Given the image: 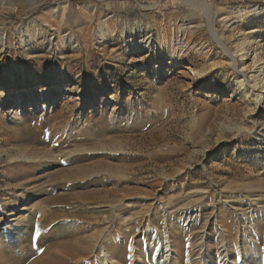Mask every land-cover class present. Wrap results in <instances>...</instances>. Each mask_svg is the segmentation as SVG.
I'll use <instances>...</instances> for the list:
<instances>
[{"label": "rangeland", "instance_id": "obj_1", "mask_svg": "<svg viewBox=\"0 0 264 264\" xmlns=\"http://www.w3.org/2000/svg\"><path fill=\"white\" fill-rule=\"evenodd\" d=\"M260 64L264 0H0V204L8 198L10 213L0 210V264L54 253L70 264L75 244L93 240L82 264H98L102 242L119 244L123 264L125 242L158 264L166 229L213 260L227 240L212 209L237 246L264 247L253 229L264 227V73L251 86ZM190 223L199 235L184 232Z\"/></svg>", "mask_w": 264, "mask_h": 264}, {"label": "bare ground", "instance_id": "obj_2", "mask_svg": "<svg viewBox=\"0 0 264 264\" xmlns=\"http://www.w3.org/2000/svg\"><path fill=\"white\" fill-rule=\"evenodd\" d=\"M246 8V7H245ZM253 9H248L246 12L248 11H252ZM222 21H223V25L225 27H227L228 25H226V22L229 20L227 19L226 16H223L220 18ZM235 22V20H232L231 23ZM189 23H192V22H189ZM188 23V24H189ZM230 23V24H231ZM196 26V25H195ZM193 23L192 24H189V25H186L185 27L179 29L181 30V35H177L175 36L174 40H173V46H175L176 48L178 49H181V50H184L186 48H188V43L187 41H185V32L187 30H190V32L192 31L193 32V29L196 28ZM198 28V27H197ZM224 28V27H223ZM225 29V28H224ZM228 29V28H227ZM41 31V30H40ZM40 31L38 32L40 34ZM196 31V30H194ZM223 32V31H222ZM53 34V32L51 33ZM189 34V33H188ZM220 36V35H219ZM57 37V36H56ZM70 37V36H69ZM22 38V37H21ZM220 38V37H219ZM73 39V38H72ZM24 40L25 42L28 41V35L22 39ZM70 38H68V42H70ZM220 45L222 48H224L225 51H227L229 53V55L232 57H234L236 54L235 52L236 51H230L229 48L221 41V39H218ZM99 42V41H98ZM152 39H145V40H142L140 41L139 45L138 46H134V50L136 51H141V48H145L146 46L150 45L152 43ZM164 44H166V40L163 41ZM50 43L51 40H49V45H51ZM218 43V44H219ZM165 46V45H163ZM50 48V47H49ZM237 50V49H236ZM243 51V50H242ZM241 52V50H240ZM238 54V53H237ZM240 54V57L243 58L245 53L242 52V53H239ZM244 54V55H243ZM176 56H177V53H176ZM261 65V64H260ZM256 66V65H255ZM255 66H254V69H255ZM259 66V65H258ZM261 67L260 69H255V71L253 72V74H251V77H252V89L253 90H258L260 89L258 85H260L262 81V78L264 77H261V74L264 73V65H261L259 66ZM241 70V69H239ZM249 80V79H248ZM237 83H239L240 85H243L245 82H244V78L243 79H238L237 80ZM264 87V85L261 86V88ZM264 90L261 89L260 91L262 92ZM96 98L95 94H92V95H88V98L86 99L87 101H92ZM46 107V104L44 103L43 104V108ZM95 148V147H94ZM103 149V148H102ZM106 157V156H105ZM108 163V162H107ZM106 163V164H107ZM111 163V162H110ZM109 163V164H110ZM100 164V163H99ZM104 165V164H103ZM102 165V166H103ZM99 166V165H98ZM116 167V166H114ZM114 167L112 168V165H108L106 167L103 168V170L105 171V173H108V174H112L115 172V169ZM97 169V168H96ZM119 172V171H118ZM77 174V173H76ZM76 176V175H75ZM83 176V175H82ZM86 177H89V176H86ZM254 185V184H253ZM248 188V187H247ZM252 188V187H251ZM250 189V188H248ZM240 195V194H239ZM234 199V198H233ZM253 199V198H252ZM8 198H5L1 201V204H0V210L3 211V213L5 214H10L8 210H6V204L8 202ZM190 200V199H189ZM256 200V199H255ZM192 201H194V199H191V203ZM231 201V200H230ZM234 201V200H233ZM258 201V200H257ZM172 202V201H171ZM190 202H186L182 205H179V206H174L175 209L174 211H178L181 210V211H185V210H189L191 207V203ZM218 203L220 204V202H224L221 200V196H217V199L216 201H214V203ZM235 202V201H234ZM254 201L251 200L250 202V205L254 204L252 206V208L250 209V205H249V209L252 211V213H255L258 214L259 211H260V206L258 205V203H253ZM215 203V204H216ZM187 207H186V206ZM239 205L240 203L238 204V206L234 207L235 208V211L238 212V208H239ZM217 206V205H216ZM214 207V205H213ZM225 209V208H224ZM248 209V211H249ZM239 212H242V218L243 219H246L245 215V211L244 209H241L239 208ZM229 211V210H228ZM189 212V211H188ZM2 213V214H3ZM12 213V212H11ZM166 213H171V212H166ZM212 217L214 218V222H216L217 220L220 222V225L221 227H223V232L225 235V239L227 240V243H223L224 246L221 250H219V248H215L216 250V258L213 259V260H210V259H200L199 257L200 256H197V251L199 250L196 249L195 250V245H191V241H188L187 243L185 241H182L180 240V233H177V234H174L175 236V239H172V233H167V229L163 231V234L162 235V242H165L164 245H165V255H168V257H166L164 260H159L158 261V264H217V261L220 262L219 264H264V247H260V245L258 244V242H255L253 241V243L249 244V246H245L242 248V247H239L237 246V242L236 241H233L234 239H232L234 236L232 234V229L233 227H230V222L227 220V218H220V215H216L214 214V209H212ZM211 213L207 216L206 218V222L208 221L209 217L211 216ZM235 213V212H234ZM251 213V214H252ZM214 214V215H213ZM238 214V213H237ZM184 215V214H183ZM190 216V215H189ZM219 216V218H218ZM250 216V215H249ZM260 216V215H259ZM2 218V217H1ZM0 218V219H1ZM119 218V217H118ZM251 217H248V219H250ZM258 218V216H257ZM187 219V218H186ZM194 219V218H193ZM196 219V218H195ZM2 220V219H1ZM262 220V219H261ZM185 221V220H184ZM217 221V222H218ZM205 222V223H206ZM239 222V221H238ZM165 223V222H164ZM258 223V222H257ZM261 225V224H260ZM168 226V224H167ZM185 226V225H184ZM205 226V225H204ZM166 227V225L164 226ZM169 227V226H168ZM246 227V226H244ZM249 227L251 228L252 226L249 224ZM257 227V231H256L254 234L258 235V234H262V230L264 229V227L262 226L260 229L258 228L259 227V224L258 226L255 225L253 227V229H255ZM184 228V232H186L187 234H191V235H199V231H196L197 229V225L195 223H190L188 224L187 227H183ZM243 230L246 231V228H244ZM100 231V230H99ZM103 231V230H102ZM124 232V231H123ZM201 232V231H200ZM235 232L234 235L238 234V230L235 228ZM244 232V231H243ZM125 233V232H124ZM167 233V234H166ZM253 234V233H252ZM204 234H202L203 236ZM221 235V234H220ZM201 236V237H202ZM239 236V235H238ZM80 237V236H79ZM92 237V236H91ZM132 237V236H131ZM170 237V238H169ZM252 237V236H251ZM254 237V235H253ZM169 238V239H168ZM235 238V237H234ZM91 239V238H90ZM89 239V240H90ZM203 239V238H202ZM79 240V239H78ZM92 240V239H91ZM225 240V241H226ZM0 241H3L2 238H0ZM94 242H92L91 245L89 246H86V245H81L80 243H78V245L75 244V248L73 249V252L72 253H69L67 254V256H65L64 258H68L69 260H71V263L70 264H82L84 261H88L89 258H91V254L94 250L92 248H94L96 245H97V242L98 241H95L93 240ZM181 241V242H179ZM224 241V240H223ZM153 242V241H152ZM161 242V243H162ZM240 242V241H239ZM127 243L128 247H130L129 249V256H130V259L128 261V264H142V261L140 257V252H141V249L138 247V243L137 242H133V243H129V242H125V244ZM63 244V243H62ZM61 244V245H62ZM65 244V243H64ZM102 246L104 248H101L100 252L101 254L100 255H96L95 256V259H96V262H98V264H123V259H122V253L119 251V244H118V248H110V244H105V243H101ZM150 244V242H149ZM200 244V243H199ZM115 245V244H114ZM163 245V246H164ZM69 246V245H68ZM133 246V248H132ZM168 246V247H167ZM61 247V246H60ZM63 247V246H62ZM190 247V248H188ZM208 247V245H207ZM212 245L210 244L209 248H211ZM69 248V247H68ZM68 248H64L63 247V250H68ZM72 248V247H71ZM70 248V250H72ZM158 247H156L155 249H157ZM242 248V249H241ZM261 248V249H260ZM184 249H185V253H184ZM210 249H207L205 255L206 257L210 258ZM62 250V251H63ZM105 250V251H104ZM46 251V250H45ZM128 251V250H127ZM44 252V251H43ZM164 252V251H163ZM232 253H235L236 255H232ZM49 254V253H48ZM66 254V253H64ZM62 255V254H61ZM69 255V256H68ZM128 255V254H127ZM183 255H186V258L183 259ZM233 256V257H231ZM220 258V259H219ZM62 257L60 256V254H51V255H48V256H41L39 257L38 259H35L33 261H31L30 264H64L63 261H62ZM65 259V260H66ZM67 259V260H68ZM68 260V261H69ZM91 262V261H90ZM88 262V263H90ZM145 262V261H144ZM69 263V262H68ZM144 264V263H143ZM146 264V263H145Z\"/></svg>", "mask_w": 264, "mask_h": 264}, {"label": "snow or ice", "instance_id": "obj_3", "mask_svg": "<svg viewBox=\"0 0 264 264\" xmlns=\"http://www.w3.org/2000/svg\"><path fill=\"white\" fill-rule=\"evenodd\" d=\"M33 239H35V237H33Z\"/></svg>", "mask_w": 264, "mask_h": 264}]
</instances>
